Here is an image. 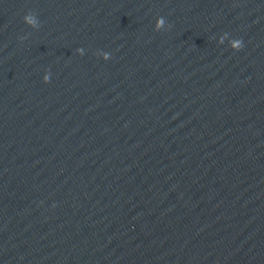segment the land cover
<instances>
[{"label": "water", "instance_id": "obj_1", "mask_svg": "<svg viewBox=\"0 0 264 264\" xmlns=\"http://www.w3.org/2000/svg\"><path fill=\"white\" fill-rule=\"evenodd\" d=\"M0 264H264V0H0Z\"/></svg>", "mask_w": 264, "mask_h": 264}, {"label": "clouds", "instance_id": "obj_2", "mask_svg": "<svg viewBox=\"0 0 264 264\" xmlns=\"http://www.w3.org/2000/svg\"><path fill=\"white\" fill-rule=\"evenodd\" d=\"M25 20H26L28 23H31V24L34 25V26L38 23V19H37V17H36L34 14H32V13H28V14H26V16H25ZM163 24H164V18H163V17H159L158 20H157V24H156V26H157V27H160V26H162ZM224 35H227V33H225ZM232 44H233L234 47L239 48V47H242V46H243V41H242L241 39H234V40H232ZM78 51H79L81 54H83L84 49H83V48H80V49H78ZM105 55H108V54L105 53ZM43 79H44V80H48V79H49V73H48V72H45V73H44Z\"/></svg>", "mask_w": 264, "mask_h": 264}]
</instances>
